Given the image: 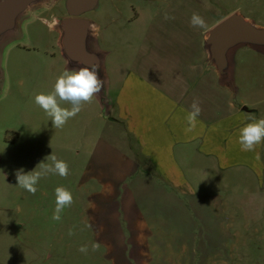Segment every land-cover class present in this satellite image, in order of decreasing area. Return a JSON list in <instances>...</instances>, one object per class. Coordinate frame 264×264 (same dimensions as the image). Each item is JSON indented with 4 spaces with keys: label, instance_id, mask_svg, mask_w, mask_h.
Listing matches in <instances>:
<instances>
[{
    "label": "rangeland",
    "instance_id": "rangeland-1",
    "mask_svg": "<svg viewBox=\"0 0 264 264\" xmlns=\"http://www.w3.org/2000/svg\"><path fill=\"white\" fill-rule=\"evenodd\" d=\"M65 11L66 0H51L48 6L34 8L20 20L17 35L0 46V264H109L104 258L106 248L81 220L87 216L89 201L84 167L94 148L88 147V139L86 149L79 148L80 123L73 131L72 119L62 128H54L34 102L35 95L53 90L56 77L65 70L54 29V22L65 17ZM235 12L264 26V0H98L96 8L83 17L97 27L96 44L108 56L106 73L121 77L130 64V49L135 50L139 43L137 35L149 27L155 15L198 13L208 28ZM233 61L235 103L245 101L258 111V118H264V54L244 48L235 53ZM101 131L103 135V128ZM50 155L67 162L66 178L49 173L38 181L34 195L17 185V170L27 173L41 162L51 164L46 159ZM195 159L204 158L191 157L193 171L187 182L196 196L193 200L218 195L230 203L217 210L207 207L202 218L193 207L190 215L195 225L191 233H184L190 237L176 236L178 242H184L181 250L185 247V251L174 264H264V210L243 203L250 196L245 193L264 187V180L252 175L240 180L237 177L247 172H222L212 160L205 173ZM58 186L72 192L74 203L56 221L52 215ZM233 200H241L244 206ZM69 230L74 234L70 236ZM164 236V243L174 244V237ZM93 244L97 245L95 251ZM82 245H87V253L79 251ZM127 250L131 253V246ZM158 264L169 262L164 258Z\"/></svg>",
    "mask_w": 264,
    "mask_h": 264
},
{
    "label": "crops",
    "instance_id": "crops-1",
    "mask_svg": "<svg viewBox=\"0 0 264 264\" xmlns=\"http://www.w3.org/2000/svg\"><path fill=\"white\" fill-rule=\"evenodd\" d=\"M191 16L151 18L149 27L137 35L135 50L129 48L130 64L121 77L106 73L108 56L96 44L95 29L96 48L105 54L106 109L103 112L96 95L69 127L73 131L80 123L79 148L86 149V139L94 148L84 167L89 201L81 220L106 248L109 264H158L164 258L174 264L185 251L176 236L190 237L184 233H191L195 225L193 207L202 218L207 207L228 206L224 196L193 200L196 196L187 182L193 171L191 157L204 158L194 161L205 173L212 160L222 172H247L237 177L240 180L251 175L264 180V144L257 148L256 159L255 152L241 151L236 142L238 129L253 117L259 119L258 111L245 101L236 104V89L220 83L205 46L211 26L196 30ZM159 21L170 25L163 27ZM211 70L215 74L210 76ZM194 100L201 113L196 128L186 133L185 117ZM245 195L250 196L244 204L264 210L263 186ZM164 235L174 237L176 245L164 243Z\"/></svg>",
    "mask_w": 264,
    "mask_h": 264
},
{
    "label": "water",
    "instance_id": "water-1",
    "mask_svg": "<svg viewBox=\"0 0 264 264\" xmlns=\"http://www.w3.org/2000/svg\"><path fill=\"white\" fill-rule=\"evenodd\" d=\"M51 0H0V46L17 35L20 20L34 8L48 6ZM98 0H66L67 16L54 22L59 33L61 55L69 69L99 65V76L104 88L98 94L103 112L106 109L105 54L95 45V23L83 16L93 11ZM208 64L213 67L220 83L235 91L233 55L242 48L264 54V26H258L238 12L214 25L205 35ZM246 110V109H245Z\"/></svg>",
    "mask_w": 264,
    "mask_h": 264
},
{
    "label": "clouds",
    "instance_id": "clouds-1",
    "mask_svg": "<svg viewBox=\"0 0 264 264\" xmlns=\"http://www.w3.org/2000/svg\"><path fill=\"white\" fill-rule=\"evenodd\" d=\"M170 17L166 14L165 19ZM192 27L207 29V23L198 13H193L190 18ZM99 65L92 64L83 66L79 69H65L56 77L53 90L48 93H39L35 95L34 102L44 110L54 128H62L70 119L79 114L85 104H90L94 97L104 88V81L99 76ZM64 104L70 107H64ZM201 113L199 102L194 100L191 110L185 117L186 133L192 132L197 126V118ZM236 142L239 144L241 151L255 152L256 159H260V153L257 148L264 144V118H251V122L245 123L238 129ZM51 160V164L41 162L37 167L40 171L35 170L25 173L23 169L17 170L15 175L17 185L31 194L37 192L38 181L48 175L58 174L66 178L69 175V166L67 162L58 160L54 155L46 157ZM74 203L72 192L64 186L55 188V210L52 219L59 221L65 208H69ZM74 233L69 230V235ZM97 245H92V250H96ZM82 253H87V245L79 248Z\"/></svg>",
    "mask_w": 264,
    "mask_h": 264
},
{
    "label": "flooded vegetation",
    "instance_id": "flooded-vegetation-1",
    "mask_svg": "<svg viewBox=\"0 0 264 264\" xmlns=\"http://www.w3.org/2000/svg\"><path fill=\"white\" fill-rule=\"evenodd\" d=\"M65 13H66L65 16H67V12L66 11H65Z\"/></svg>",
    "mask_w": 264,
    "mask_h": 264
}]
</instances>
